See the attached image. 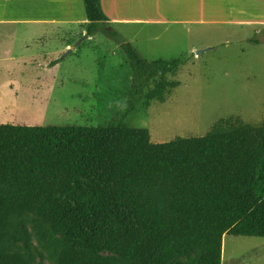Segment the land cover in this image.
Here are the masks:
<instances>
[{"label":"trees","instance_id":"1","mask_svg":"<svg viewBox=\"0 0 264 264\" xmlns=\"http://www.w3.org/2000/svg\"><path fill=\"white\" fill-rule=\"evenodd\" d=\"M83 1L87 35L104 32L128 58L129 104L184 62L146 59L110 27L102 0ZM229 118L161 143L113 119L1 123L0 264H222L224 234L264 235V125ZM190 236L215 238L217 250Z\"/></svg>","mask_w":264,"mask_h":264},{"label":"rangeland","instance_id":"2","mask_svg":"<svg viewBox=\"0 0 264 264\" xmlns=\"http://www.w3.org/2000/svg\"><path fill=\"white\" fill-rule=\"evenodd\" d=\"M158 1L126 0L122 9L128 16L153 19L110 24L148 60L184 59L174 70L152 78L142 98L128 103L133 80L128 58L104 32L86 37L80 26L25 25L18 28L13 57L7 61L16 75L0 76V124L105 126L113 119L147 128L154 143L205 135L220 117L230 124L232 114L257 126L264 117V47L231 42L239 36L258 39L253 28L236 34V27L225 23L230 18L223 9L225 0H216L220 10H213L212 0H161V15ZM138 2H146V10H137ZM166 18L203 21L160 23ZM118 102L126 107L121 109ZM188 241L217 250L210 236H190ZM221 244L222 264H264V235L226 233Z\"/></svg>","mask_w":264,"mask_h":264},{"label":"crops","instance_id":"3","mask_svg":"<svg viewBox=\"0 0 264 264\" xmlns=\"http://www.w3.org/2000/svg\"><path fill=\"white\" fill-rule=\"evenodd\" d=\"M126 0H102L104 12L109 18V23L117 27L127 24H141V22L152 20L153 18L136 17L127 15L122 9ZM146 1V0H145ZM213 10L222 8L216 5V0H212ZM226 7L223 9L230 16L225 23L231 27H236L235 33L241 35L245 27H252L258 39L237 37L231 39L233 44L241 46H250L253 44L256 47H264V0H225ZM251 2V3H250ZM161 0L158 1L159 13L161 15ZM147 3L137 4V10H146ZM255 10V13H250L249 10ZM195 7L188 9L189 13H193ZM78 13L80 16L74 15ZM235 12V14H231ZM195 20L191 18L179 19H162L160 23L177 22L191 23ZM88 22V17L85 11L83 0H0V76L16 75L12 67L7 61L13 57L12 42L19 34V27L25 25H69L80 26ZM114 27V26H113ZM83 28V27H82ZM115 28V27H114ZM117 29V28H116ZM11 32V33H10ZM123 34L122 31H119ZM10 33V34H9ZM230 42V41H227ZM243 54L245 51L243 50ZM257 56H262L257 51ZM181 58V57H180ZM264 117L260 119L257 126L264 125ZM256 124V122L254 123ZM253 124V125H254Z\"/></svg>","mask_w":264,"mask_h":264},{"label":"bare ground","instance_id":"4","mask_svg":"<svg viewBox=\"0 0 264 264\" xmlns=\"http://www.w3.org/2000/svg\"><path fill=\"white\" fill-rule=\"evenodd\" d=\"M203 3H204V2H203ZM189 6H191V3H187V4H186V7H189ZM202 11H205V6H204V4H202ZM74 15H76V16H80V15H79L78 13H76V12L74 13ZM254 96H255V95H250L249 98H253ZM247 107H250V106H247ZM247 107H246V108H247ZM232 115H236V114H232ZM230 116H231V115H230ZM220 118H221V117H220ZM224 118H225V117H224ZM217 120H218V119H217ZM224 235H225V234H224ZM224 235H223V236H224Z\"/></svg>","mask_w":264,"mask_h":264},{"label":"clouds","instance_id":"5","mask_svg":"<svg viewBox=\"0 0 264 264\" xmlns=\"http://www.w3.org/2000/svg\"><path fill=\"white\" fill-rule=\"evenodd\" d=\"M117 106L123 109L124 107H126V102H123V103L118 102Z\"/></svg>","mask_w":264,"mask_h":264},{"label":"water","instance_id":"6","mask_svg":"<svg viewBox=\"0 0 264 264\" xmlns=\"http://www.w3.org/2000/svg\"><path fill=\"white\" fill-rule=\"evenodd\" d=\"M86 37H88V35H86Z\"/></svg>","mask_w":264,"mask_h":264}]
</instances>
